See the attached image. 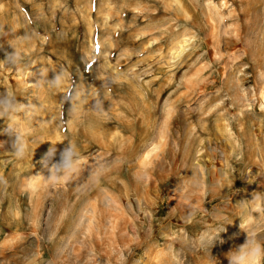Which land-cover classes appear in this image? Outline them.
<instances>
[{
  "label": "rangeland",
  "instance_id": "obj_1",
  "mask_svg": "<svg viewBox=\"0 0 264 264\" xmlns=\"http://www.w3.org/2000/svg\"><path fill=\"white\" fill-rule=\"evenodd\" d=\"M5 90L28 107L0 119V264H229L264 244V0H0ZM70 141L79 173L51 185L40 161Z\"/></svg>",
  "mask_w": 264,
  "mask_h": 264
},
{
  "label": "clouds",
  "instance_id": "obj_2",
  "mask_svg": "<svg viewBox=\"0 0 264 264\" xmlns=\"http://www.w3.org/2000/svg\"><path fill=\"white\" fill-rule=\"evenodd\" d=\"M61 79V75H56L50 83L53 85H60ZM78 95L79 93L75 88L67 89L69 101H71L74 96ZM21 107L27 108L28 106H21L14 93L7 90L0 93V119L8 118L11 120ZM94 107L100 109V115L104 114L99 104ZM3 134H7L14 138L12 141V155L18 159H23L28 155V144L23 139V136L18 130V125L15 124V122L10 123ZM40 163L42 169L46 170L48 173V175L45 176L46 181L51 185H57L70 182L72 178L79 173L81 156L77 146L70 141L59 153L57 147L51 145L42 157ZM257 199H264V195L253 196L252 200ZM215 238V236L207 237L206 242L212 244ZM227 259L229 264H259L260 261H264V244L256 239L255 233H252L247 236L246 242L243 245L228 253Z\"/></svg>",
  "mask_w": 264,
  "mask_h": 264
},
{
  "label": "bare ground",
  "instance_id": "obj_3",
  "mask_svg": "<svg viewBox=\"0 0 264 264\" xmlns=\"http://www.w3.org/2000/svg\"><path fill=\"white\" fill-rule=\"evenodd\" d=\"M184 41H185V40H184ZM181 43H182V42H181ZM186 44H187V43H186ZM186 44H185V45H186ZM180 46H181V48H183L182 44H181ZM177 47H179V45L176 46L175 49H177ZM184 47H185V46H184ZM184 49H185V48H184ZM182 50H183V49H182ZM181 52H182V51H180V53H181ZM175 53H176V52H175ZM182 53H183V52H182ZM136 94H137V93H136ZM263 94H264V93H263ZM91 127H92V126H91ZM92 136H93V135H92ZM92 138H93V137H92ZM94 139H95V138H94ZM130 146H132V145L130 144ZM128 151H129V150H128Z\"/></svg>",
  "mask_w": 264,
  "mask_h": 264
}]
</instances>
